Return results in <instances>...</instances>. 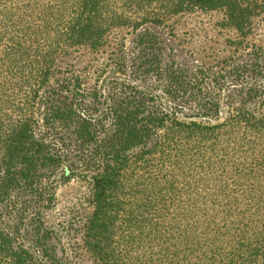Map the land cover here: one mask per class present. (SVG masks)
Segmentation results:
<instances>
[{
    "label": "trees",
    "instance_id": "trees-1",
    "mask_svg": "<svg viewBox=\"0 0 264 264\" xmlns=\"http://www.w3.org/2000/svg\"><path fill=\"white\" fill-rule=\"evenodd\" d=\"M107 3L26 0L0 20V264H26L3 210L65 165L64 178L79 171L90 180L84 241L102 261L113 260L114 236L130 245L145 235L156 238L151 264H264V117L242 112L208 127L161 114L137 88L104 108L101 93L76 80L52 85L60 50L97 47L121 19ZM168 4L172 16L223 9L240 34L256 12L239 0Z\"/></svg>",
    "mask_w": 264,
    "mask_h": 264
},
{
    "label": "rangeland",
    "instance_id": "rangeland-1",
    "mask_svg": "<svg viewBox=\"0 0 264 264\" xmlns=\"http://www.w3.org/2000/svg\"><path fill=\"white\" fill-rule=\"evenodd\" d=\"M107 1V10L121 19L107 27L97 47L60 50L51 67L52 85L76 80L91 94L99 91L104 108L111 95L137 88L161 114L208 127L242 112L264 117V0H239L256 9L245 34L225 26L223 9L172 16L167 13L169 0ZM24 2L0 0V20L6 9ZM66 171V165L56 169L38 184L35 196L20 192L13 198L14 208L3 210L1 221L16 249L26 253V264H151L156 259L155 236L143 235L147 242L135 238L130 245L123 235L114 236L110 248H118L108 261L85 246L92 186L79 171L64 178ZM212 172L205 167L203 180ZM206 214L211 219L215 213Z\"/></svg>",
    "mask_w": 264,
    "mask_h": 264
}]
</instances>
